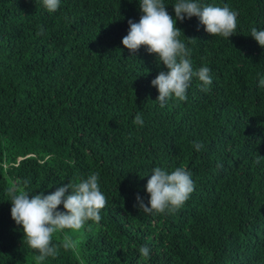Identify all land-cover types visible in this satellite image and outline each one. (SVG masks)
Here are the masks:
<instances>
[{"label":"trees","instance_id":"1","mask_svg":"<svg viewBox=\"0 0 264 264\" xmlns=\"http://www.w3.org/2000/svg\"><path fill=\"white\" fill-rule=\"evenodd\" d=\"M163 2L175 18L177 0ZM199 3L237 11L236 34L177 20L193 70L209 67L213 83L204 92L193 77L186 101L161 107L151 81L166 66L146 45L133 56L122 44L139 0H60L53 13L42 0H0V264L39 254L11 217L9 187L31 198L92 173L107 201L100 222L55 234L79 248L41 264H264V47L250 35L264 30V0ZM156 167L191 173L194 191L174 213L134 206L137 194L148 203Z\"/></svg>","mask_w":264,"mask_h":264},{"label":"clouds","instance_id":"2","mask_svg":"<svg viewBox=\"0 0 264 264\" xmlns=\"http://www.w3.org/2000/svg\"><path fill=\"white\" fill-rule=\"evenodd\" d=\"M42 3L49 13L56 12L60 7V0H42ZM139 4L143 15L138 22L128 20L129 31L122 38V44L133 56L142 45H146L147 51L157 54L159 63L162 62L166 66L167 71H160L151 81L158 89L156 101L161 107L173 97L178 102L186 101V91L193 77L202 82L201 90L208 92L213 83L211 70L207 66L193 70L191 49L178 39L181 30L176 27V21L183 22L186 17L195 16L211 36L229 38L236 34L238 12L226 4L223 7L211 4L202 6L199 0H177L173 4V18L166 10L163 0H139ZM43 33L44 29L41 27L37 35ZM250 35L264 47V30L253 27ZM257 75L260 77L259 86L264 87V76L259 73ZM133 123L143 126L144 120L137 114ZM193 147L200 151L204 145L194 141ZM254 163L259 164L260 158L257 157ZM98 178L99 173H92L77 183L69 181L50 194L41 192L31 198L30 192L18 185L7 189L12 203L11 217L17 225L23 226L29 247L38 250L37 264H41L47 257L55 258L60 248L78 250L79 238L64 235L59 244H54L52 240L55 234L63 233L65 229L79 232L90 220L100 222V210L106 206L107 201L100 190ZM27 183L24 182L25 185ZM194 188L191 173L186 168L177 167L169 173L161 167H156L146 184V191L150 194L148 203L137 194V203L134 206L146 214H171L183 206ZM61 204L63 211L58 209ZM138 251L144 259L149 258L150 248L147 245L141 246Z\"/></svg>","mask_w":264,"mask_h":264}]
</instances>
